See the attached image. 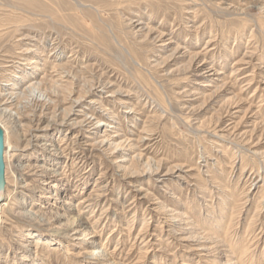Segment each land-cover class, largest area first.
Returning a JSON list of instances; mask_svg holds the SVG:
<instances>
[{
    "label": "rangeland",
    "instance_id": "rangeland-1",
    "mask_svg": "<svg viewBox=\"0 0 264 264\" xmlns=\"http://www.w3.org/2000/svg\"><path fill=\"white\" fill-rule=\"evenodd\" d=\"M0 104V264H264V0H0Z\"/></svg>",
    "mask_w": 264,
    "mask_h": 264
},
{
    "label": "bare ground",
    "instance_id": "bare-ground-1",
    "mask_svg": "<svg viewBox=\"0 0 264 264\" xmlns=\"http://www.w3.org/2000/svg\"><path fill=\"white\" fill-rule=\"evenodd\" d=\"M33 89V88H32ZM34 90L36 89H33L31 90V92L34 93ZM6 104H0V117L2 118H7L10 122L14 120L15 123H17L18 121H20L19 119H17V117L13 118V115L11 113V110L5 106ZM101 121H98V123H100ZM1 124V123H0ZM2 126V125H1ZM16 126V125H14ZM4 145H5V150H4V162H5V175H4V179H5V190H4V198L0 200V213L2 212V210L5 208L6 205H8L6 203V198L7 196L9 195L7 193V187L10 186L9 185V181H8V178H7V175H6V163L8 162L7 161V156L9 155L7 149H8V145L6 144L5 142V138H4ZM89 203V201L87 200H82L79 202V204H85L86 208H88L90 206V204H87ZM73 208V207H72ZM69 209V208H68ZM31 215V214H30ZM33 215V214H32ZM75 220H81V219H78V217L76 218L75 217ZM78 222V221H77ZM75 222L76 224H74L73 226H70V230L69 231H75V232H78L81 228L84 227L85 223L82 219V221L80 222ZM73 224V223H72ZM100 251L96 250L95 248L93 250H91V254L93 257H99L100 255H102L101 253H99ZM103 257V256H102Z\"/></svg>",
    "mask_w": 264,
    "mask_h": 264
},
{
    "label": "water",
    "instance_id": "water-1",
    "mask_svg": "<svg viewBox=\"0 0 264 264\" xmlns=\"http://www.w3.org/2000/svg\"><path fill=\"white\" fill-rule=\"evenodd\" d=\"M4 129L0 124V200L4 198L5 190V162H4Z\"/></svg>",
    "mask_w": 264,
    "mask_h": 264
}]
</instances>
